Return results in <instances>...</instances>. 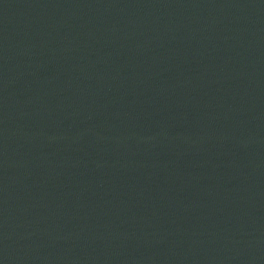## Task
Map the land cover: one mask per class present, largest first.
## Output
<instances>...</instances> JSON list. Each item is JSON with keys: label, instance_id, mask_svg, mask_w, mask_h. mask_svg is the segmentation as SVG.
<instances>
[{"label": "water", "instance_id": "water-1", "mask_svg": "<svg viewBox=\"0 0 264 264\" xmlns=\"http://www.w3.org/2000/svg\"><path fill=\"white\" fill-rule=\"evenodd\" d=\"M0 264H264V0H0Z\"/></svg>", "mask_w": 264, "mask_h": 264}]
</instances>
